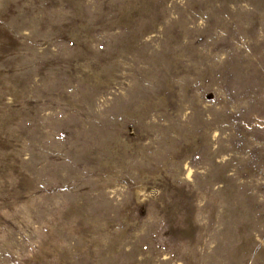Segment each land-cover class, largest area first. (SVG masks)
I'll list each match as a JSON object with an SVG mask.
<instances>
[{"label": "rangeland", "instance_id": "374dc122", "mask_svg": "<svg viewBox=\"0 0 264 264\" xmlns=\"http://www.w3.org/2000/svg\"><path fill=\"white\" fill-rule=\"evenodd\" d=\"M0 264H264V0H0Z\"/></svg>", "mask_w": 264, "mask_h": 264}]
</instances>
